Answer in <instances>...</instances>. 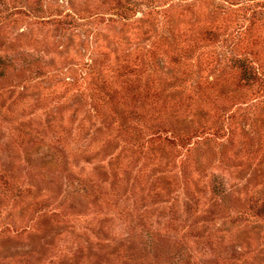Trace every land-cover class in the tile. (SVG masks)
<instances>
[{
    "label": "rangeland",
    "instance_id": "1",
    "mask_svg": "<svg viewBox=\"0 0 264 264\" xmlns=\"http://www.w3.org/2000/svg\"><path fill=\"white\" fill-rule=\"evenodd\" d=\"M0 264H264V0H0Z\"/></svg>",
    "mask_w": 264,
    "mask_h": 264
},
{
    "label": "trees",
    "instance_id": "2",
    "mask_svg": "<svg viewBox=\"0 0 264 264\" xmlns=\"http://www.w3.org/2000/svg\"><path fill=\"white\" fill-rule=\"evenodd\" d=\"M1 61V60H0ZM1 63H2V61H1Z\"/></svg>",
    "mask_w": 264,
    "mask_h": 264
}]
</instances>
